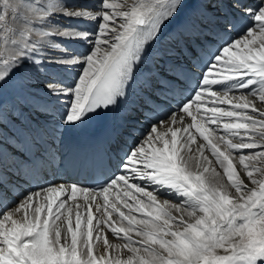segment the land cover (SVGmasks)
I'll use <instances>...</instances> for the list:
<instances>
[{"label":"snow or ice","instance_id":"6c2138e0","mask_svg":"<svg viewBox=\"0 0 264 264\" xmlns=\"http://www.w3.org/2000/svg\"><path fill=\"white\" fill-rule=\"evenodd\" d=\"M201 3L222 24L218 42L196 43L200 26H185L167 72L148 82L144 105L158 119L126 148L122 129L113 130L91 183L39 184L10 206L18 186L0 164V264H264V0ZM185 6L186 0H95L83 7L0 0V91L18 78L27 84L28 67L78 72L72 84L45 80L48 99L34 98L32 110L46 118L54 111L51 98L61 104L54 128L20 113L12 137L17 179L55 163V145L67 133L128 100L149 47ZM60 18L93 22L96 30ZM245 18L251 23L241 28ZM58 41L92 48L76 55ZM161 97L166 106L157 103ZM6 120L0 110V140ZM112 155L118 173L107 175Z\"/></svg>","mask_w":264,"mask_h":264},{"label":"bare ground","instance_id":"6f19581e","mask_svg":"<svg viewBox=\"0 0 264 264\" xmlns=\"http://www.w3.org/2000/svg\"><path fill=\"white\" fill-rule=\"evenodd\" d=\"M95 0H70V6L75 7H83V6H92ZM255 2H252V5L255 6ZM219 16L220 14L217 13ZM69 22V23H68ZM251 22V21H250ZM59 23L62 25H73L78 30V28H82L83 26H87L86 31L94 32L96 30V24L93 22L85 21V20H68L65 18H60ZM191 23H195L200 26L201 34L199 39L197 40L198 43L208 44V42L215 41L217 39L216 32L220 29L219 22H214L210 15L205 12L203 4L199 0H186V6L181 11V13L177 16V18L169 23L160 34L159 38L153 43L147 53L145 58L142 62L144 63L146 69L145 75L149 73V69L154 68L158 70H165L167 71L168 68H163V65L166 64V61L161 58V55H164L166 58L171 59L169 52L172 49H175L176 41L180 37V33L184 31L185 26ZM244 26L245 24H241ZM171 30V33L170 31ZM168 39H163L166 35H169ZM228 36H235V32H229ZM210 38V39H209ZM59 43L65 45L67 41H58ZM77 44L74 45L75 54L81 55L85 54L92 48L91 43H85L83 41H74ZM191 43V41H188ZM67 46V45H66ZM56 55L58 53H52ZM149 55V56H148ZM141 66V65H140ZM139 66V67H140ZM142 70L138 69L136 75H138V79H136L130 88L128 89V100L118 108L114 109V119L112 120V131L115 129H122V141L121 147H129L132 142L141 136V133L148 129L155 120L153 119L154 116H157L156 110H153L149 107V110L146 113V116H142L140 119L135 113L128 119H124L127 113L134 109L131 105L132 100H137L139 98V91H144L145 89L144 84L146 81L151 80V76H143L141 75ZM78 72L72 68H59L55 65L48 64L45 68H41L39 70L33 69L28 67L25 69V76L28 80L27 84L22 85L19 83V78L17 82H11L8 85H5L3 90L0 91V110H3L7 115L6 128H5V135L2 140H0V147H5L6 149L9 148V155L7 160L11 159L14 154L11 153L15 150L12 148L15 146L13 140L8 142V137L11 134H15L16 129L21 126L22 119L20 113H23V117L29 121H39L41 124H45L46 120H50L48 123V127H55L56 123L59 121L60 116L63 114V108L61 104L55 103V98H51L54 104V111H52V115L50 117H43L40 116L38 113H35L32 110V105L34 103V98H44L48 99L45 95L46 89L44 88V81L50 78L56 79L58 81H62L64 84H72L76 80ZM163 75V74H162ZM161 75V76H162ZM137 78V77H136ZM122 108V116L119 114L120 109ZM51 110V109H50ZM140 111L136 112L139 113ZM163 114V113H161ZM147 117V118H146ZM190 119V118H189ZM134 121V122H133ZM71 134L67 133L65 136ZM199 142V141H198ZM59 144L55 145V151L57 150ZM195 147V146H193ZM208 154V153H206ZM123 155V153H122ZM210 156V154H208ZM211 158V157H210ZM4 165V164H3ZM213 167H217L213 164ZM7 168V167H6ZM8 169V168H7ZM219 170V169H218ZM71 183H52V184H64V185H71ZM47 186V184L45 185ZM30 185L27 184L25 187L22 188V191H29ZM38 190V189H37ZM13 197L9 200V205L11 206V202ZM18 196L15 198V200ZM73 202L69 201V204ZM109 239L116 243L118 241L114 240L109 233ZM102 248V243L100 244Z\"/></svg>","mask_w":264,"mask_h":264},{"label":"rangeland","instance_id":"374dc122","mask_svg":"<svg viewBox=\"0 0 264 264\" xmlns=\"http://www.w3.org/2000/svg\"><path fill=\"white\" fill-rule=\"evenodd\" d=\"M201 2V0H199Z\"/></svg>","mask_w":264,"mask_h":264}]
</instances>
